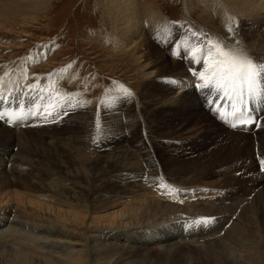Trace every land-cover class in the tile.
<instances>
[{
	"label": "rangeland",
	"instance_id": "1",
	"mask_svg": "<svg viewBox=\"0 0 264 264\" xmlns=\"http://www.w3.org/2000/svg\"><path fill=\"white\" fill-rule=\"evenodd\" d=\"M211 1L215 2L213 6L217 9L213 10V7L208 10V14H204L203 4L189 11L187 0H146L143 5H153L154 10L163 13L171 25L173 22L172 26L167 27L165 34L161 32L157 34L155 45L164 49L168 48L167 44L171 58L188 59V76L193 74L192 61L188 56L183 55V52L188 51L185 50L187 38L189 35L193 36L192 32L199 34L204 41L206 37L224 38L226 44L238 41L240 47L246 49L250 56L253 55L254 60L264 61V45H262L264 44V14H262L264 10L259 15L247 17L240 14L239 7L232 0H222L223 6L220 5V0ZM98 3L99 0H51L47 11L28 16L25 21L21 17L15 18L16 20L0 19L1 23L3 22L0 24V81H2L0 93L5 97H9L11 93V98L7 102H0V110H17L22 106L27 113L30 108L35 111L37 104L43 106L52 101L57 104L56 112L59 113L55 118H45L46 114L41 110L40 115H27L25 119L13 124L7 123V118L0 120V124L10 130L23 127L24 129L21 130L26 131L20 134V142L21 144L25 142L33 149V151L26 150L23 146L16 145L15 140L13 141L16 144H13L12 148L19 149L16 157L21 155V168L20 173L15 174L18 175L17 178L11 180L13 186L4 188L5 193H0V227L9 228L15 223L13 220L18 219L13 217L16 216L14 210L7 209V207L14 208L15 203L5 195L10 193L19 199L24 190L19 188L18 181L29 182L26 179L29 172L38 176L41 174L38 170L41 172V169H52L49 168L52 156H50L51 160L46 156L49 153L44 150L46 145L35 134L38 131L47 134L51 131L45 137L46 142L48 140L52 144L56 143L65 151L74 148L73 155L76 154L75 156L81 160L79 162L84 163L80 164V168L73 164L67 165L68 175L76 173L79 177L84 176V173L88 175L89 171L81 170L86 167L87 161L104 159L121 149H125L132 161L137 162L136 165H131L135 166V170L131 167L127 168L130 169V173L126 176L133 175V178H124L119 183L115 180H105L118 188H123L122 186L129 185L128 181H132L138 185L136 187L139 191H124L117 193L118 195L109 191H99L96 198L97 208L94 207L91 214L81 215L80 217L86 215L83 221L73 220L70 214L71 222L68 223H61L59 217L54 218L59 210L66 212L64 210L70 208L72 212L73 207L77 210L82 209L85 206L83 201L78 205L73 202L74 206L72 204L67 207L68 205L62 206L57 201H45L34 195L26 199L27 201L24 200L27 203L33 200L43 207L55 208L54 212L48 213L47 210L39 212L43 216L28 214L30 217L41 216L42 221L39 222L42 223L41 225H47L46 219L56 220L54 227L58 229L56 231L58 235L83 244L75 247L76 250H87V252L83 251L82 256L85 258L80 259L79 264H264V191L262 190L264 171L261 170V159H264V134L261 140H255L248 147L237 149L236 152L233 144L222 143L224 137L218 142L213 135L214 129L224 124L217 116L211 114L212 111L208 112L211 106L205 104L201 99L202 96L198 95L201 89L196 85L201 81L195 76L188 83L182 82L185 76L181 77L180 81L178 77L171 78L172 89H169V92L171 91L169 96L178 97L184 91L189 93L186 98L198 95L201 109L192 111L190 108L182 107L177 113L173 112L174 115L167 111L162 112L164 107L154 102L152 104L147 96L151 94L148 88L153 89L147 84L153 78L152 75H148L146 68H143L126 50L114 49L109 43L112 24L103 14L104 9ZM214 4H218L219 8ZM229 26L235 32L234 37L227 30ZM192 40L197 39L193 36ZM255 49L259 50L258 55ZM171 50L176 55L171 54ZM69 65L71 67H68ZM55 71L64 75L52 81L49 78ZM29 85H36L37 89L44 91H30ZM188 87L195 91L186 90ZM123 89H127L131 95H126ZM200 93L214 92L201 90ZM41 95L44 96L43 100L40 99ZM210 124L213 126L212 129ZM228 129L255 136V130ZM263 130L264 127L261 131ZM27 131L33 134V140L29 134H26ZM204 134L206 135L203 136ZM7 157L9 156H6V161ZM167 158L169 160L166 162ZM169 163L176 172L192 166L194 171L200 170L201 173L198 174L201 177L196 180L191 174L178 176L177 173L166 170V164ZM10 167L12 170L8 176L16 170L14 166ZM6 168L7 165H4L0 171H5L7 179ZM53 177L51 184H56L55 180L58 177L57 175ZM180 180H186V183H180ZM70 181L74 182L73 178H70ZM67 184L61 188L62 193ZM146 184L149 187L152 184L153 188L148 189ZM169 190L179 191L175 194H167ZM141 192H143L142 197L147 194L148 200L169 204L179 210L178 213H173L174 217L171 216L174 226L166 222L167 214H149L146 216L147 220L141 223L133 220V224L130 225H125L129 219L126 221L120 213L113 214L124 208V202H131L134 199L136 201L137 198L139 200ZM235 199L239 200V205L234 203ZM212 203L214 206L211 205ZM230 204L233 205L230 214L221 213L224 210L222 208ZM175 215L179 216L180 220H176ZM30 217L20 218L21 220L15 223L16 230L18 229L14 231L18 233L15 238L6 236L7 234H3L0 230V264L21 262L19 257H16L17 244L25 243L28 247L39 244L36 240L27 238L28 233L30 236L34 233L33 223H36L35 219ZM198 218H211V220L207 225L193 226V222ZM61 230L65 233H60ZM102 230L114 232V237L104 240L100 238V243L84 241L86 235H97ZM46 231V226L45 230L36 228V233L41 234V238L47 237ZM102 241H105L103 242L105 245H102ZM64 245L67 244L54 248L55 252H66ZM44 251L49 252V248ZM26 257L37 263H43L41 260L43 256L39 251L33 254L30 252Z\"/></svg>",
	"mask_w": 264,
	"mask_h": 264
},
{
	"label": "bare ground",
	"instance_id": "2",
	"mask_svg": "<svg viewBox=\"0 0 264 264\" xmlns=\"http://www.w3.org/2000/svg\"><path fill=\"white\" fill-rule=\"evenodd\" d=\"M187 1H188L187 6H188L189 11H193L194 9L197 8L198 5L203 4L204 5V11H203L204 14H208V10H210L211 8L213 9V7H214L213 3H215L211 0L210 1L209 0H195V1L187 0ZM232 1H234L233 3L236 4L237 7H239V11H241L240 14H243V16L252 17L254 15L261 14V12L264 10V0H232ZM50 2H51V0H0V19L9 20L10 18L15 19V18L21 17L22 20L25 21L28 18V16L37 15L40 12L47 11V9L50 6ZM145 2H146V0H99L98 4L104 9L103 14H105L109 18V20L112 24L111 32H110L111 36L108 38V41L111 44V46H113L114 49L126 50V52L130 56L131 55L134 56L135 59L138 61V63L141 64V66L143 68H146L147 74L152 75L153 78L151 80H149V82L147 84L149 86H151L153 89L148 88L151 94H149L147 96H149L150 102H152V104L154 102V104H156V105L159 104L161 107H164V110H162V112L167 111L170 114H172L173 112L177 113L182 107H187V108L192 109V111H197V108L201 109L200 108L201 106L199 104L200 99H198L199 98L198 95L202 96L203 93H198V95H194L191 98H186L187 94H189L186 91H184L183 93H181L182 92L181 91L180 92L181 94L178 97L177 96H172V97L169 96V93L171 92V91L169 92V89H172V84L170 83L171 78L174 77V79H177L176 77H178V81H180V78L185 76V80H183L182 82H186V83H188V81L192 80L191 76L187 75V73H188L187 68L189 67V66L187 67L188 59L185 60L182 58H179V59L171 58L170 52H169V46L167 44H166V46L168 48H164V49L163 48L161 49L160 46L155 45V38L158 37L157 34L160 32L165 34V32H167L166 31L167 27L169 28L172 25L168 22V20L165 18L163 13H161L160 11L154 10L155 8L153 5H143V3H145ZM219 3L221 5L222 0H220ZM223 4H224V2H223ZM216 5H217V7L219 6L218 4H216ZM221 6H223V5H221ZM215 8L216 7H214L213 10H215ZM262 14H264V13H262ZM30 20H31V18H30ZM8 22H10V21H8ZM2 23L0 21V24H2ZM239 34H240V32H239ZM97 40H100V39H97ZM187 42L189 44L190 49L195 45H199V44L203 43L202 39L200 40V38H199V40L198 39L192 40V36H190V35L187 38ZM254 44H256V42ZM184 45H186V44H184ZM262 45H264V44L262 43ZM256 51H257V55H258L259 50L257 49ZM183 55H184V52H183ZM191 67L193 69V70L191 69L192 71H200L203 66H202V63L201 64H197V63L195 64L192 62ZM58 72L55 71L54 73H51L50 79L52 78L53 79L52 81H54V78L57 79L58 77H63L62 75H64V74H61ZM167 79H169V81ZM146 80H148V79H146ZM157 82H158V84H157ZM159 83H160V85H159ZM182 85H183V83H182ZM189 89H190V87H188L186 90H189ZM190 91L194 92L195 90L190 89ZM3 103H5V102H3ZM220 103L222 105H224L228 102L223 101ZM262 103H264L263 96L260 97V103L259 104L264 105ZM187 104H191V106H187ZM214 106H216V105H214ZM146 107L148 108L149 104ZM210 111H211V109L209 108L208 112H210ZM201 112H202V110H201ZM174 113H173V115H174ZM204 113H207V112L204 111ZM208 115H210V114H208ZM147 117H149V116H147ZM259 118H260V116H259ZM258 125H259V127H258ZM210 127L212 129L213 126L210 124ZM215 127H216V125H215ZM256 127H258V128L255 129ZM261 127L262 128L264 127V118L262 120L260 119V120L256 121L255 124L252 125L250 128H244V129H249V130L255 129V136L249 135L248 133H246L247 135L242 134L243 132H232L230 129H228L224 125H218V127H216L214 129L213 135H214V138L218 142L221 141V137H224V140H222V143L229 144V145L233 144L235 146L233 149L236 152L237 149L248 147L255 140L256 141H258L259 139L261 140V136H262V134H264V130L261 131V129H262ZM21 129H24V128L18 127V128H15L14 130H10V129L6 128V126H3L0 124V168L4 165H7L6 169L8 171V173H7L8 178L7 179L5 178V176H6L5 171L4 172L0 171V181H1L0 182V193L1 192L5 193V191H3L4 188H8V187L13 186V184L11 183L12 182L11 180H13V178H17L18 175L15 176V174L20 173L19 170L21 168V161H20L21 155L19 157L17 156L19 159L18 160L16 157V154L18 153L19 149H18V147L12 148V145L14 144L13 141L14 140L16 141V143H17V144L15 143L16 145L21 146V147L23 146L26 150L33 151V149L30 148V146L26 145L25 142H24V144H21L19 136L22 132L26 131V130L22 131ZM49 132H51V131H49ZM49 132H48V134H49ZM26 134H29L33 140V134L31 132L27 131ZM35 134L37 135V137L40 138V140L44 141L43 143H45V145H46L45 146L46 149H44V150H47L49 152L48 154H46V156L50 160H51L50 156H52V161H50L51 164H49V168H52L53 170L52 169H50V170L41 169V172H40V170H38V173H41L38 176L37 175L35 176V174H31L29 172V174L26 175V179H28L29 182H27L26 180L25 181H18L19 182V188L21 190H24L21 193L22 196L19 194L20 195L19 199L17 197H13V194H10V193H7L5 195V196L11 198V200L15 203V205L13 207L17 208V209H14V208L10 209L7 207V209L14 210L16 212V216H13V217H18V219L13 220V221H15V223L19 222L21 220L20 218L30 217L29 214L30 215H41L42 213L40 214L39 212H41L43 210H47L48 213L55 211V208L48 207V206L43 207V206H41V204H36L35 202H33V200H29L28 203L24 201L28 198H32V195L39 197V198H43V200L45 199V201H47V200L54 201V202L57 201L62 206L68 205L67 207H69V205H72V204H73L72 206H74L73 202L76 203L75 205H78V203L81 204L80 202L83 201L85 203V206L80 210H77L76 207L75 208L73 207L71 209L72 212H70V208H69V210H64L66 212H60V210L58 209L59 212H57V215L55 214L56 216L54 218L59 217V220L61 221V223L62 222L68 223V222H71L69 220L70 215L72 216L73 220L80 219L81 221H83L86 218V215L88 213H90V214L92 213L94 207L97 208L98 203H97L96 198H97V194L99 193V191H109V192L116 194V195H118L124 191H139V189L136 187L138 185H136V183L132 182V181L127 182V184H129V185L122 186L123 188H118V187L110 184L109 182H106V180H105V179L115 180L116 182L119 183V182L123 181L124 178H133V175L126 176V174L130 173V169L128 170L127 168L131 167L133 170H135V166H131V165H136L137 162L132 161L130 154L125 149L118 150V151H116V154L109 156V157H106V158L101 159V160H94L93 162L87 161V164H85L86 167L81 168V170L83 172H85V170L89 171L90 174L87 175L86 173H84V176L79 177L78 173L73 174V175L72 174L68 175L69 173H67V170H66L67 165L71 166V164H73V166H77L78 168H80L81 167L80 164H84L82 162H79L81 160L78 158V156H75L76 154L73 155L72 150L74 148L72 150H69V151L61 150L60 147H58L56 145V143L52 144L48 140L46 142L45 137H47L48 134L44 133V131L41 133H39V131H38V133H35ZM206 134H204L203 136H205ZM25 137H27V136H25ZM210 138H212V137H210ZM49 139H50V137H49ZM210 140H212V139H210ZM213 141H215V140H213ZM121 147L122 146H120V148ZM24 148H23V150H24ZM135 150H136V148H135ZM29 151H27V152H29ZM131 151H133V150H131ZM110 152H112V151H110ZM108 153H109V151H108ZM166 153H167V151H166ZM262 153H263V151H262ZM168 154H169V152H168ZM6 156H9V157H7L8 158L7 161H6ZM167 156L171 157L169 155H167ZM167 156H164V157H167ZM193 159H194V157H193ZM200 159H201V157H200ZM165 160L167 162L169 159L167 158ZM41 162H43V161H41ZM30 163L34 164L36 162H34V163L30 162ZM171 164H172V162H171ZM171 164L170 163L166 164L167 165L166 170L171 171L173 173H177L178 176H184L185 174H187V175L191 174V175H193V179H196V180L201 177L200 174H198V173H201L200 170L196 171V169H195V171L197 172L196 173L194 171V169H192V166L188 169H186V168L185 169H179L176 172V171L172 170L173 168H171L172 167ZM192 164H194V163H192ZM11 165L14 166L16 170L13 172V174L11 176H8L12 170V168L10 167ZM166 165H165V167H166ZM40 166H42V165H40ZM194 167H196V166H194ZM57 173H59V175ZM110 173H111V175H110ZM53 175H57V177H58L55 180L56 184L55 183L51 184V181H52L51 179L54 178ZM109 176L111 178H108ZM171 177L175 178L176 176L175 177L171 176ZM188 177H186V178H188ZM190 177L192 178V176H190ZM70 178H73L74 182H71ZM177 178H180V177H177ZM227 179H229V178H227ZM174 181H175V179H174ZM260 182H262V181H260ZM180 183H186V180H180ZM65 184H67V186H65L64 192L62 193L61 188ZM122 185H124V184H122ZM150 186L151 187L148 186V189L153 188L152 184ZM155 190H156V187H155ZM254 190H256V189H254ZM262 190L264 191V186L262 187ZM45 191H47V193H45ZM48 192H50V193H48ZM137 194H138V192H137ZM141 194H140L141 195L140 198H143V199L140 200V198H139V200H138V198H137L138 196L136 195L137 196L136 201H134L135 199L133 198L134 200L132 199L133 201H131V202H129V201H126V203L124 202V206H123L124 208L122 210L121 209L117 210L113 214L120 213L121 217L126 219V221H127V219H129L128 223H126V224L124 223L125 225L133 224L132 223L133 220L138 221V223H141L142 221L147 220L146 216H149V214H152V215L153 214H161V215L167 214L168 220H166V222L172 223V225L174 226V222L172 219V217H174V216H172V215H173V213H178L179 210H177L174 206L169 205V204L161 203L159 201L156 202L154 200H148L147 198H149V197L146 196L147 194L144 197H142L143 192H141ZM106 195L109 198V195L108 194H106ZM156 198H157V196H156ZM152 199H154V198H152ZM237 199H235L234 203L239 205V200H237ZM129 200H130V198H129ZM211 205H213V203ZM209 207H212V206H209ZM232 207H233L232 204H230V206L225 205V207L222 208L224 210L221 213H225V214L229 213L230 214ZM192 213H194V212L192 211ZM83 214H86V215L83 217H80ZM41 216H43V215H41ZM41 216L30 217L32 219H35L36 223H33V229L32 230H34V233L31 236L28 235L29 233L27 234V238H31L33 240H36L37 243H39V244H37L36 246L33 245L32 247L31 246L28 247V245H25V243L17 244L15 246V250L17 253L16 257H19V259H20L19 261H21L17 264H29V263L30 264H40V263H37L36 261L27 259V257H26L28 254H30V252H32V254H33L36 251H39L41 253V255L43 256L41 259L43 261L42 264H79V260L82 258H85L84 256H82V254H84L83 253L84 250H82V249L76 250L75 247L81 246L83 244H80L78 241H75V240H72V239L58 235L56 233V231L58 229H56L54 227V223L56 222V220H53L51 218V216H50L51 220H49V221H48V219L45 218L47 221L45 223L47 225H41L42 223H39L42 221ZM157 216H159V215H157ZM175 217H177V216L175 215ZM178 217H177V219L176 218L175 219L180 220V219H178ZM161 219L163 220L162 217H161ZM164 219H165V217H164ZM23 220H22V222H24ZM13 221L11 223H13ZM30 222H32V221H30ZM15 223H13L11 226H9L10 225L9 224L8 225L9 228H7V227L1 228L0 227L1 232L5 235L7 234L6 236H11V237L15 238V235H18V233H14V231L18 230V229L16 230ZM82 224L83 223H81V225ZM45 226L47 229V231H46L47 237L41 238V234L36 233V228H38L40 230H45ZM4 228H5V230H4ZM22 231L23 230H21V233L24 234ZM60 233L64 234L65 232L61 230ZM113 233L114 232H110L109 230H102L97 235H92V236L86 235L85 239L84 238L83 239H84V241L87 240L88 243H100L99 242V241H101V240H99L100 238H103V240H104V239H107V238L112 237V236L114 237ZM48 237H51L54 239H49ZM96 239H98V240H96ZM180 239H182V238H180ZM196 240H197V238H196ZM38 241H40V242H38ZM103 242H105V241H102V245H105ZM181 242H179V243H181ZM61 243L68 245V246L64 245V246H66V252H55L54 248H60L62 246ZM93 245L91 247H93ZM33 247H35L37 249H35ZM46 248H49V252L44 251ZM84 252H87V250Z\"/></svg>",
	"mask_w": 264,
	"mask_h": 264
},
{
	"label": "snow or ice",
	"instance_id": "3",
	"mask_svg": "<svg viewBox=\"0 0 264 264\" xmlns=\"http://www.w3.org/2000/svg\"><path fill=\"white\" fill-rule=\"evenodd\" d=\"M227 30L232 37L235 36L231 26ZM189 31L191 30L189 29ZM192 35L199 40V34L192 32ZM172 54L176 55L175 52ZM184 54L192 62L203 65L202 71L193 72V75L201 81L196 87L201 90L211 89L219 94L217 99L209 101L210 104L216 105L212 110L219 114V118L229 121L230 118L236 117L241 124L249 123L251 118L246 117L245 109L237 107V104L244 105L247 101L264 96V63L254 60L245 49L240 47L238 41L233 44H226L224 38L206 37L202 44L193 46ZM28 88L30 91H44L37 89L36 85H29ZM123 91L126 95H131L127 89H123ZM10 98L11 93L9 97L0 93V102H7ZM40 99L43 100L44 96L41 95ZM223 101L229 103L231 111L224 110L220 103ZM56 108L57 104L49 101L43 106L35 105V111L30 108L27 113L24 112L22 106L17 110H0V120L7 118L6 122L13 124L18 120L25 119L27 115H40L41 110L46 114L45 118H55L59 114L56 112ZM231 126L235 128L237 124L232 123ZM97 127L99 130V125ZM261 165V170L264 171V159H261ZM158 187H163V185H158ZM178 191L169 190L167 194H175ZM210 220L211 218H198L193 222V226L207 225Z\"/></svg>",
	"mask_w": 264,
	"mask_h": 264
}]
</instances>
